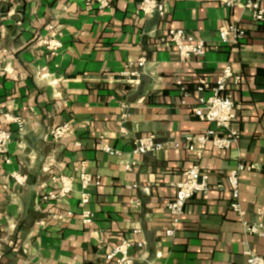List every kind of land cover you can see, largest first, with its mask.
Wrapping results in <instances>:
<instances>
[{"label":"crops","instance_id":"obj_1","mask_svg":"<svg viewBox=\"0 0 264 264\" xmlns=\"http://www.w3.org/2000/svg\"><path fill=\"white\" fill-rule=\"evenodd\" d=\"M141 2L108 0L99 10L88 0H0V131L12 135L0 157L5 264H111L107 256L123 241L133 264H246L245 252H263L264 239L244 223L264 224V22L220 0H159L165 16L146 18ZM229 25L246 37L221 45L219 30ZM171 30L204 42L207 54L181 62L161 43ZM54 33L62 48L51 56L38 44ZM227 67L241 78L229 86L238 140L197 158L186 139L215 129L194 114L211 95L199 81L215 82ZM129 68L138 73L133 83L123 76ZM63 124L71 131L53 141L51 130ZM148 136L164 149L136 155V141ZM195 165L210 191L187 204L168 237L166 206ZM241 165L251 171L240 176L239 215L226 179ZM83 172L98 184L84 190ZM62 177L72 193L45 201L59 195Z\"/></svg>","mask_w":264,"mask_h":264},{"label":"built area","instance_id":"obj_2","mask_svg":"<svg viewBox=\"0 0 264 264\" xmlns=\"http://www.w3.org/2000/svg\"><path fill=\"white\" fill-rule=\"evenodd\" d=\"M90 3H96L99 10H104L109 7L108 0H88ZM220 3L226 8L240 7L251 13L252 20L256 24L264 22V0H246L244 4H239V0H220ZM140 12L146 18H152L155 15L160 17L165 16V8L159 0H142L139 5ZM61 34L54 33L52 36L41 40L38 44L51 56L58 54L62 48L60 41ZM245 31L234 25H229L220 28L219 38L220 44L233 46L245 39ZM161 43L167 47L175 49L178 58L181 62H186L191 59H201L208 51V47L204 42L197 40L192 35L184 30H171L168 36L161 39ZM139 68L144 67V61L141 60L136 65ZM131 68L134 66H130ZM3 71L0 66V73ZM123 76L128 79L129 83H133L130 79L138 76L137 72H132L129 68ZM241 78L236 76L230 67L224 69L215 82L206 80L199 81V91H208L211 95L208 98L200 99V108L194 110V114L199 120L215 126V129L208 130L201 136H193L186 139V146L189 152L194 153L197 158H200L206 148L212 145L218 149L225 150L230 148L238 140V134L231 129L233 122L236 119V104L229 92L230 84L238 86ZM181 85V83H177ZM20 130L23 128V122L14 120ZM71 131L69 124L57 126L51 130L49 136L53 141L58 142L63 140ZM12 142V135L6 131H0V157L8 152V146ZM164 149V145L156 142L155 137L148 136L141 138L135 143L134 153L136 155H145L148 153H159ZM251 168L239 166L232 171L226 179L228 189L231 195V209L242 215L240 205V176L244 172H250ZM14 179L21 183L18 176ZM62 188L58 196H48L45 201L58 200L69 196L73 191L72 180L68 178H60ZM81 184L84 190L90 186L97 185L90 175L83 172L81 174ZM219 188H222L219 186ZM177 193L173 200L168 202L167 211L171 216V226L166 232L168 237H173L182 221L187 204L196 196H205L209 193L208 175L203 173L198 165L193 166L186 171L182 180L176 184ZM90 203V195L86 192L82 194L81 207H86ZM93 215L85 210L83 212V223L90 224ZM244 228L247 234L258 236L264 239V224H248L244 223ZM131 244L123 241L117 246L108 256L107 261L111 264H133V259L130 255ZM246 264H264V250L261 254L245 252ZM0 264H3V249L0 243Z\"/></svg>","mask_w":264,"mask_h":264},{"label":"trees","instance_id":"obj_3","mask_svg":"<svg viewBox=\"0 0 264 264\" xmlns=\"http://www.w3.org/2000/svg\"><path fill=\"white\" fill-rule=\"evenodd\" d=\"M3 264H5L4 259H3Z\"/></svg>","mask_w":264,"mask_h":264}]
</instances>
